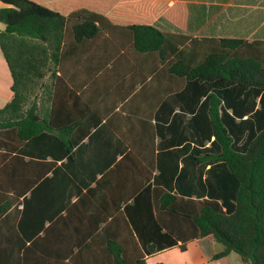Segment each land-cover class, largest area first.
<instances>
[{
  "label": "trees",
  "instance_id": "16d2710c",
  "mask_svg": "<svg viewBox=\"0 0 264 264\" xmlns=\"http://www.w3.org/2000/svg\"><path fill=\"white\" fill-rule=\"evenodd\" d=\"M0 1V264H264V38Z\"/></svg>",
  "mask_w": 264,
  "mask_h": 264
},
{
  "label": "crops",
  "instance_id": "0c3cea01",
  "mask_svg": "<svg viewBox=\"0 0 264 264\" xmlns=\"http://www.w3.org/2000/svg\"><path fill=\"white\" fill-rule=\"evenodd\" d=\"M43 6L48 7L52 11L58 12L61 15L67 17L71 15L74 11L78 10H88L100 14L102 16L108 17L110 20L118 23L127 22H146L151 25L158 27L161 30L166 31H180L187 34H192L185 32L182 29L173 28L169 23L166 25H160L159 20L165 22V18H161V14L155 12L153 8H148V4H151L152 0H33ZM163 3H169V0H161ZM182 2V1H181ZM175 2L171 9H165L166 15L168 17L171 14H175L176 20H181L182 14L180 13V7L186 6L190 13H195L197 16V10L202 11L203 14H209L211 18L210 33L202 35H214L222 37H235L240 35H235L234 25L232 22L239 19L237 14V7L239 4L243 6V11L245 12V20L247 26L245 27L244 35L242 36L247 40H252L253 37H260L264 34V0H186L183 2ZM238 4V5H237ZM147 5V6H146ZM145 6V7H144ZM10 5L4 4L0 1V9L10 8ZM190 18L189 20H192ZM242 19V18H241ZM195 21V20H194ZM197 22V17H196ZM166 23V22H165ZM222 23V24H221ZM204 25V23H203ZM203 25L201 27H203ZM199 26V24H198ZM4 25L0 23V31L4 30ZM197 28V26L195 27ZM199 28V27H198ZM193 36H201L194 35ZM249 35V36H248ZM250 37V38H249ZM1 54V52H0ZM11 86V76L4 59L0 56V98L5 100L4 106L10 101L12 93L10 91ZM3 106V107H4ZM2 107V108H3ZM178 112V109L174 110V113ZM189 117V116H188ZM96 143L107 142L105 139V131L92 129L91 133ZM86 138L83 143L87 142ZM159 138L156 142H160ZM208 145V144H207ZM64 162V160H63ZM62 162H58L60 164ZM199 244L197 246V242ZM203 242V244H200ZM213 243L218 244L214 241L212 237H205L202 239L194 240L186 245V250L184 252L180 251L178 247H173L169 250L159 252L157 254L148 256L146 261L148 264H217L218 260L228 259L232 255L230 253L228 256L214 260L212 256L216 253H211L209 255L204 254V249H210ZM198 248V254H197ZM167 253L172 254L171 260L164 259ZM235 254V253H234ZM237 255V254H236ZM205 256V259L202 257ZM238 256V255H237ZM234 257V256H233ZM159 261V262H158ZM224 261V260H223ZM240 261V262H239ZM235 262L237 264H244L240 260V257H235Z\"/></svg>",
  "mask_w": 264,
  "mask_h": 264
},
{
  "label": "rangeland",
  "instance_id": "374dc122",
  "mask_svg": "<svg viewBox=\"0 0 264 264\" xmlns=\"http://www.w3.org/2000/svg\"><path fill=\"white\" fill-rule=\"evenodd\" d=\"M181 1L183 2L186 0H169V3H163L161 0H152L151 2H153V3L148 4V8H153L155 10V12H157L158 14H161V18H165L166 23L159 20L160 25H166L167 23H169L170 26H174L173 28L182 29L183 31L192 33L194 35H202V34L210 33L211 25L209 23L211 21V18H209V14H206V13L203 14L202 11H200V10H197V16H196L195 13H190L189 9L186 6L180 7V13L182 14V18H183L181 20L180 19L176 20L175 14L174 15L171 14L170 17H168L166 15L167 11H165V9L166 10H167V8L171 9L175 2H181ZM183 4H185V3L183 2ZM236 7L238 9L237 14L239 15L240 18L237 20H234L232 22V24L234 25L235 35H240L242 37V36H245L243 33L246 29L245 27L247 26V22L244 19L245 18V12L243 11V6H241L239 4ZM196 17H197V22H196ZM190 18H193V19L189 20ZM203 23H204V25H203ZM198 24H199V26H198ZM202 25H203V27H201ZM196 26H197V28H195ZM261 36H264V34ZM0 56H1V59H3L1 54H0ZM235 97L239 98V95L235 94ZM4 103H6L5 100L0 98V109L4 106ZM198 244H199V241L197 242V246H198ZM200 244H203V242H201ZM220 249H221L220 244L213 243V246L210 247V249H207V248L204 249V254L209 255L211 253H216ZM198 253L199 252H198V248H197V254ZM202 257L205 259V256H202ZM235 257H238V256L236 254L232 253L230 258L218 260L216 262H218L217 264H237V262H235ZM164 259H168V260L173 259L172 254L167 253L165 255Z\"/></svg>",
  "mask_w": 264,
  "mask_h": 264
}]
</instances>
